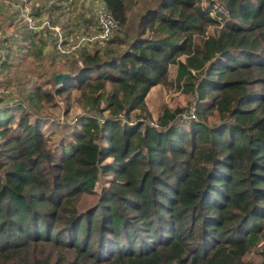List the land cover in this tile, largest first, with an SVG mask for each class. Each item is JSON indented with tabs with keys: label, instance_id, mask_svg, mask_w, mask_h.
<instances>
[{
	"label": "trees",
	"instance_id": "trees-1",
	"mask_svg": "<svg viewBox=\"0 0 264 264\" xmlns=\"http://www.w3.org/2000/svg\"><path fill=\"white\" fill-rule=\"evenodd\" d=\"M101 5L116 33L129 5ZM8 8L0 76L34 84L27 105L0 102V264H264V248L249 258L264 243V0H158L102 49L62 52L56 33L53 91L35 84L41 49L26 60L32 30ZM170 65L197 120L146 108ZM56 95L66 118L53 121L40 111Z\"/></svg>",
	"mask_w": 264,
	"mask_h": 264
},
{
	"label": "rangeland",
	"instance_id": "rangeland-1",
	"mask_svg": "<svg viewBox=\"0 0 264 264\" xmlns=\"http://www.w3.org/2000/svg\"><path fill=\"white\" fill-rule=\"evenodd\" d=\"M88 1V4L86 5L85 9V15L87 19H89V28L90 29H77L73 28L71 29V32L68 34L67 39H68V44L64 45L65 49H70L73 46L74 41L82 34L86 33H93L94 30L97 28V19H96V14H97V9L102 6V0H86ZM127 5H129L128 9L126 10L125 13V18L126 21L123 25L120 26L119 30L114 34L113 37H116L117 41L118 40H127L129 37L134 36L137 32H139L140 28L138 29V22L141 14L146 11L149 8L156 7L158 4V0H124ZM14 0H0V22H7L9 19V15L11 13V9L9 10V6L12 9H18V6L15 4H12ZM66 5V2H65ZM15 7V8H14ZM21 9V8H20ZM69 10L65 9V12L69 18L73 14ZM26 11V12H25ZM21 12V10H20ZM26 13V15L30 16L29 10L25 9L23 7L22 13ZM76 12V9L74 11ZM22 15V14H21ZM24 19V18H23ZM215 29V26H208L207 31L212 32ZM65 39V38H64ZM64 39L62 41V44H64ZM108 41V40H107ZM103 43H94L91 45H85V49L89 48H97L100 47L101 49L106 46V42ZM44 41H42L43 43ZM96 46V47H95ZM76 52V49L70 50ZM71 53V52H70ZM55 59H59V54L55 55ZM26 60H31V55L26 58ZM42 62V70L45 71L49 75H45L41 79H37L35 84H40L45 85V88H42L46 91H53L54 87L52 85V71L55 70L53 66H56L57 64L55 62L49 61H41ZM177 73V67L176 65H170L168 69V82L166 84H159L154 87H152L147 94L145 98V104L148 112L150 113L152 119L156 120L163 108L165 106L171 108V109H182L183 112L179 115V118L182 119L183 115H187L186 112H190L194 108V103L195 99L191 94H186L184 93L181 89H178L176 87V84H174V79ZM51 77V80L48 83L42 82L45 78ZM34 79H31L29 82H26L24 85L17 81H11L7 82L5 78L0 76V102L3 103H9V104H15L16 102L20 101L24 105H27L26 102V95L29 94L31 87L34 84ZM77 95L76 91H73L70 97V110L68 117L70 119H74V117L77 114L81 113V109L75 104L74 97ZM66 107L67 105L65 104L64 96H55V99L47 104H44L43 108L41 109V113L43 115L48 116L50 119H54L53 121H56L58 119H63L65 117L66 113ZM196 115V113H195ZM194 116H190L188 118L190 119H195L193 118ZM138 117L133 116L132 120H137ZM185 120V119H182ZM197 120V119H196ZM210 120L214 121L215 118L210 116ZM192 121V120H190ZM184 122V121H182ZM51 127H55L54 125ZM61 131L58 133L60 134ZM107 177L105 176H100V179L97 183V187L99 190V187L101 185H105ZM96 196L94 195H85L82 197L80 201V208L88 207L91 206L95 201H96ZM260 248H264V243H260L257 249L249 255V258H251L255 262H259L261 260V257L257 254Z\"/></svg>",
	"mask_w": 264,
	"mask_h": 264
},
{
	"label": "crops",
	"instance_id": "crops-1",
	"mask_svg": "<svg viewBox=\"0 0 264 264\" xmlns=\"http://www.w3.org/2000/svg\"><path fill=\"white\" fill-rule=\"evenodd\" d=\"M23 4H15L18 6V9L21 10L22 17L24 21L27 22L28 27L31 28V37L28 42L25 43L27 51V56L31 55V60H33V56L37 53L36 50L41 49V57L44 58V61L55 62L56 64L59 62V59H55V55L58 53L52 54L53 49V40L56 36V33L60 35L64 34L68 35L73 28H79L82 30L90 29L89 28V19H87L86 15L83 11L88 4L86 0H22ZM66 2V5H65ZM60 7H59V5ZM23 7L29 10L30 16L26 15V11L22 13ZM15 8V7H14ZM21 8V9H20ZM17 9V8H16ZM53 9V10H52ZM66 10L71 9V13H73L69 18L65 12ZM76 9L77 14L74 13ZM83 9V10H82ZM99 9V8H98ZM97 9V11H98ZM48 10H52L48 12ZM38 13V14H36ZM50 17V19H49ZM31 20V22L28 21ZM64 28L67 30L64 33ZM35 33V34H34ZM64 33V34H63ZM65 38V39H64ZM65 48L68 44L67 37H63ZM42 41H44L42 43ZM67 52H71L72 47L70 49H66ZM74 52V51H72ZM41 62L39 59L37 60Z\"/></svg>",
	"mask_w": 264,
	"mask_h": 264
},
{
	"label": "built area",
	"instance_id": "built-area-1",
	"mask_svg": "<svg viewBox=\"0 0 264 264\" xmlns=\"http://www.w3.org/2000/svg\"><path fill=\"white\" fill-rule=\"evenodd\" d=\"M96 19H97V28L94 30L93 33H88V34H82L80 35L73 43L72 48L77 49L79 47H82L86 44L89 43H94V42H104L107 39H109L115 31L118 29V23L113 15V13L108 10L105 7H100L97 11L96 14ZM29 22H31L30 19H28ZM63 37L62 35H59L58 42H57V47L62 51V52H67V50L64 48L63 44ZM190 116H194L193 118L196 117L194 108L187 113V115H183L182 120L179 118L180 121L188 122L190 120H196L195 119H190L188 118Z\"/></svg>",
	"mask_w": 264,
	"mask_h": 264
},
{
	"label": "water",
	"instance_id": "water-1",
	"mask_svg": "<svg viewBox=\"0 0 264 264\" xmlns=\"http://www.w3.org/2000/svg\"><path fill=\"white\" fill-rule=\"evenodd\" d=\"M68 76V73H58L54 76V83L56 85H61Z\"/></svg>",
	"mask_w": 264,
	"mask_h": 264
}]
</instances>
